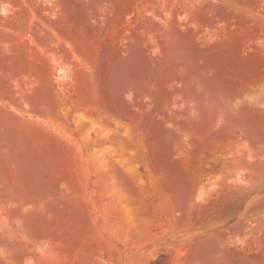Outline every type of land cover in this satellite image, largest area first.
<instances>
[{"label":"rangeland","instance_id":"rangeland-1","mask_svg":"<svg viewBox=\"0 0 264 264\" xmlns=\"http://www.w3.org/2000/svg\"><path fill=\"white\" fill-rule=\"evenodd\" d=\"M0 264H264V0H0Z\"/></svg>","mask_w":264,"mask_h":264}]
</instances>
